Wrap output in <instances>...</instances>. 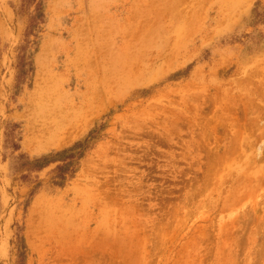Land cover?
<instances>
[{
  "label": "rangeland",
  "instance_id": "374dc122",
  "mask_svg": "<svg viewBox=\"0 0 264 264\" xmlns=\"http://www.w3.org/2000/svg\"><path fill=\"white\" fill-rule=\"evenodd\" d=\"M0 264H264V0H0Z\"/></svg>",
  "mask_w": 264,
  "mask_h": 264
}]
</instances>
